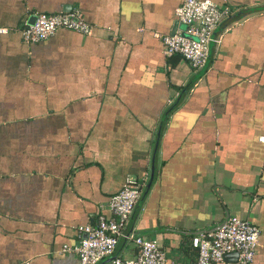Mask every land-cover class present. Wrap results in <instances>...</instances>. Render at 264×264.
Masks as SVG:
<instances>
[{
    "label": "crops",
    "instance_id": "obj_1",
    "mask_svg": "<svg viewBox=\"0 0 264 264\" xmlns=\"http://www.w3.org/2000/svg\"><path fill=\"white\" fill-rule=\"evenodd\" d=\"M181 1L0 0V264H77L61 246L110 215L127 177L141 188L125 234L167 261L191 264V235L235 215L257 226L250 264H264V0H213L235 9L199 73L163 52ZM70 9L87 34L22 40L32 13ZM134 253L123 235L95 264Z\"/></svg>",
    "mask_w": 264,
    "mask_h": 264
},
{
    "label": "built area",
    "instance_id": "obj_2",
    "mask_svg": "<svg viewBox=\"0 0 264 264\" xmlns=\"http://www.w3.org/2000/svg\"><path fill=\"white\" fill-rule=\"evenodd\" d=\"M235 7L217 4L213 0H182L175 7V17L183 25L181 31L161 35L165 55L178 54L193 68L206 63L209 41L215 40L213 32L223 17ZM32 23L26 21L19 31L23 41L33 42L46 38L57 27H66L87 34L90 25L76 9L61 12H36ZM264 141V135L259 136ZM141 184L126 178L123 185L108 199L110 215L98 213L93 223L79 225V239L73 244H63L60 251L76 254L77 264H95L110 255L120 236L130 237L135 245L131 257L111 256L109 264H173L167 261L154 238L125 234L131 210L140 195ZM258 228L255 224L235 215L227 216L217 227L199 230L190 237L196 249L191 264H212L228 252H236L237 264H250L254 255Z\"/></svg>",
    "mask_w": 264,
    "mask_h": 264
},
{
    "label": "water",
    "instance_id": "obj_3",
    "mask_svg": "<svg viewBox=\"0 0 264 264\" xmlns=\"http://www.w3.org/2000/svg\"><path fill=\"white\" fill-rule=\"evenodd\" d=\"M34 16H35V14L34 13H32L31 15H30V17L27 19V23H32L33 22V20H34ZM215 32L216 31H214L213 32V34H212V37H215ZM213 40H210L209 41V51H208V56H207V59H206V63H207V61H208V59H209V55H210V52H211V46H212V42ZM206 63L200 68V70L197 72V73H199V72H201V70L202 69H204V67L206 66ZM229 253V252H228ZM230 253H233L234 255H236V252H230ZM113 256V255H112Z\"/></svg>",
    "mask_w": 264,
    "mask_h": 264
}]
</instances>
